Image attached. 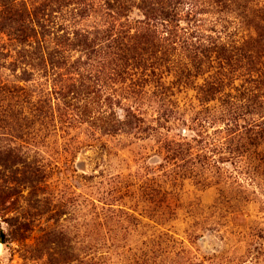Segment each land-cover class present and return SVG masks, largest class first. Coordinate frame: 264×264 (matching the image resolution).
Masks as SVG:
<instances>
[{
    "label": "rangeland",
    "instance_id": "rangeland-1",
    "mask_svg": "<svg viewBox=\"0 0 264 264\" xmlns=\"http://www.w3.org/2000/svg\"><path fill=\"white\" fill-rule=\"evenodd\" d=\"M0 264H264V0H0Z\"/></svg>",
    "mask_w": 264,
    "mask_h": 264
}]
</instances>
